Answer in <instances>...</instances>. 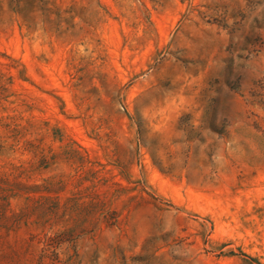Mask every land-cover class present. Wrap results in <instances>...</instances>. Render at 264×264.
<instances>
[{"label":"rangeland","instance_id":"rangeland-1","mask_svg":"<svg viewBox=\"0 0 264 264\" xmlns=\"http://www.w3.org/2000/svg\"><path fill=\"white\" fill-rule=\"evenodd\" d=\"M0 264H264V0H0Z\"/></svg>","mask_w":264,"mask_h":264}]
</instances>
